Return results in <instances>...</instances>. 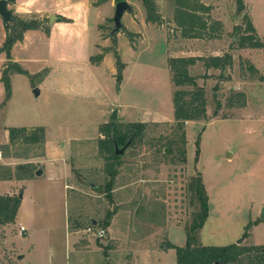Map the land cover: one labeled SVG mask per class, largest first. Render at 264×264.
Returning <instances> with one entry per match:
<instances>
[{"label": "rangeland", "instance_id": "374dc122", "mask_svg": "<svg viewBox=\"0 0 264 264\" xmlns=\"http://www.w3.org/2000/svg\"><path fill=\"white\" fill-rule=\"evenodd\" d=\"M127 1L132 8L122 18L124 27L113 33L119 1L89 0L94 65L63 66L55 83L42 82L49 68L39 71L37 64L23 65L27 73L14 71L18 63L3 49L7 29L0 16V194H22L16 221L0 225V264H176V249L166 246L187 243L200 208L191 181L200 175L210 209L196 243L228 245L244 236L241 244L264 245V48L237 45L245 17L264 38V0H244L242 11L237 0H202L224 24L219 37L202 39L181 36L172 0H155L160 23L147 21L142 0ZM39 20L35 31L46 38L51 19ZM47 51L39 42L27 55ZM220 52L233 55L232 65L207 69L197 61L189 68L205 89L207 117L186 125V161L164 155L175 118L169 59ZM8 68L10 96L2 80ZM120 74L126 86L119 95ZM238 92L246 95L245 107L232 97ZM119 103L126 118H113ZM111 120L149 125L122 153L107 185L98 145L100 125ZM20 126H42L45 142L11 144L10 128Z\"/></svg>", "mask_w": 264, "mask_h": 264}, {"label": "trees", "instance_id": "16d2710c", "mask_svg": "<svg viewBox=\"0 0 264 264\" xmlns=\"http://www.w3.org/2000/svg\"><path fill=\"white\" fill-rule=\"evenodd\" d=\"M120 1V0H117ZM147 10V21L162 22V16L158 13L155 0H142ZM174 2V22L176 28L180 30L183 38H216L224 30L222 21L214 18L211 14L212 5L205 4L202 0H172ZM8 5L15 0H7ZM238 10L245 8L244 0H237ZM12 21L6 25L7 35L3 49L6 50L8 58L11 59L12 48L18 41L23 40L25 31L38 29L40 18L18 16L12 8ZM30 18V19H28ZM64 20L65 18L61 17ZM238 47L264 48V38H260L257 30L248 17H245V34L239 38ZM197 61H203L207 69H225L233 63V55L226 52L222 55H212L209 57L190 56V57H171L169 59L172 70L173 81L175 84L174 106L175 118L171 125L173 136L165 138V147H169L167 153L165 147L162 149L164 155L175 153L182 162L187 157V138L186 125L188 122L201 120L207 117V97L205 89L197 84V76L191 75L189 68ZM14 71L27 73L19 64H14ZM252 73H258L254 65H250ZM10 70L4 69L2 80L5 85L6 94H11ZM121 75V74H120ZM118 76V80L121 76ZM222 77V75H220ZM262 80L264 77L261 76ZM186 86H192L186 89ZM239 107L247 105V98L244 93L238 92L235 96ZM231 97V98H232ZM220 101L215 110L218 113ZM147 122H120L111 120L100 125L101 137L99 138V152L105 160V173L110 177L107 185H110L118 173L121 165V158L118 150L125 146L130 147L143 137L148 128ZM10 142L15 144L17 141L23 143L45 142V129L42 126L35 127H11ZM9 179L10 177H4ZM191 189L198 198L199 210L195 213L194 222L187 232V243L178 246L171 242L167 243L166 248H175L177 252L176 264H264V245H245L232 243L228 245H203L196 243V232L201 230L209 216V195L206 191L202 176H196L191 181ZM20 194H0V225L14 223L17 212L21 204Z\"/></svg>", "mask_w": 264, "mask_h": 264}, {"label": "crops", "instance_id": "0c3cea01", "mask_svg": "<svg viewBox=\"0 0 264 264\" xmlns=\"http://www.w3.org/2000/svg\"><path fill=\"white\" fill-rule=\"evenodd\" d=\"M10 6L11 4L8 5V7ZM12 6L15 8V13L22 17L31 14L37 15L38 18L47 16L51 19L46 38L40 32L37 33L38 31L35 29H29L31 31H26L23 40L15 43L11 52L12 60L21 67L25 64L26 66L37 64L36 67H39V71L45 67L49 68V75L42 80L43 83H55L60 74L58 70L63 66L68 68L78 61L88 66L93 64L90 42L92 8L89 0H15ZM61 17L65 19L62 20ZM35 39L38 41L35 42ZM39 42L46 44L47 55L28 56L27 53L32 51L36 45L38 46ZM214 55H222V53ZM106 59L105 57L104 61L99 64L104 63ZM112 74L114 75V71ZM121 77L122 79L119 80L121 82L117 87L119 95L124 92L126 86V75L122 74ZM116 78L118 79V77ZM117 106L119 108L116 109L118 115L126 118V106L121 103Z\"/></svg>", "mask_w": 264, "mask_h": 264}, {"label": "water", "instance_id": "95a60500", "mask_svg": "<svg viewBox=\"0 0 264 264\" xmlns=\"http://www.w3.org/2000/svg\"><path fill=\"white\" fill-rule=\"evenodd\" d=\"M131 8L132 7L127 0H120L119 2H117L116 8H115V14H114V18H113V21L115 24V28L113 29V33L119 32L124 27V25L122 23V18L124 16L125 12L130 11ZM0 16H2L6 25H9L11 23L12 12L10 11V9L8 7L7 0H0ZM218 86H219V84H216L215 89H217ZM35 92L37 95L40 93V91L38 89H36ZM116 116H117V110L114 112L113 118H115ZM126 149H127V146H125L121 150H118V152L120 154H122V153H124V151ZM42 172H43L42 169H39V170H37L36 174L41 175ZM19 196L21 198L22 194H20ZM243 239H244V236L242 238H240L237 243L241 244Z\"/></svg>", "mask_w": 264, "mask_h": 264}, {"label": "built area", "instance_id": "2783aa9c", "mask_svg": "<svg viewBox=\"0 0 264 264\" xmlns=\"http://www.w3.org/2000/svg\"><path fill=\"white\" fill-rule=\"evenodd\" d=\"M92 229H93V228L88 227L86 231H87V232H90V233H94V235H95V234L100 235V236H104V235H105V231H104V230H99V231L96 233V232H94ZM25 231H26L25 226H24V225H21V226H20V233H24Z\"/></svg>", "mask_w": 264, "mask_h": 264}]
</instances>
